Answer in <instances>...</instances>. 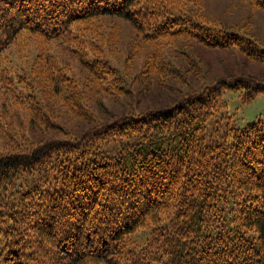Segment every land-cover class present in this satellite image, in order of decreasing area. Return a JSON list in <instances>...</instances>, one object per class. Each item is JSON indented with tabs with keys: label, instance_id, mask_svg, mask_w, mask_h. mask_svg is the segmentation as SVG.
Masks as SVG:
<instances>
[{
	"label": "trees",
	"instance_id": "trees-1",
	"mask_svg": "<svg viewBox=\"0 0 264 264\" xmlns=\"http://www.w3.org/2000/svg\"><path fill=\"white\" fill-rule=\"evenodd\" d=\"M246 1L264 11V0ZM106 16L145 45L187 39L264 61L259 41L176 0H0V95L56 135L0 154V264H264V116L239 127L223 99L248 103L264 87L221 80L80 134L54 115L48 87L71 114L90 115L61 51L99 93L126 92L91 31ZM152 63L168 76L166 59Z\"/></svg>",
	"mask_w": 264,
	"mask_h": 264
},
{
	"label": "rangeland",
	"instance_id": "rangeland-1",
	"mask_svg": "<svg viewBox=\"0 0 264 264\" xmlns=\"http://www.w3.org/2000/svg\"><path fill=\"white\" fill-rule=\"evenodd\" d=\"M176 1L183 7L191 6L204 22L243 31L259 41L264 49V11L256 9L246 0H196L195 5L188 0ZM101 19L103 20L91 23V31L99 41L106 42L112 64L125 77L123 90L126 92L118 96L99 93L79 62L61 51L58 58L69 65L71 74L82 84V97L78 103L83 111L89 112V117L82 119L71 114L62 100L51 92L48 87L51 82L47 76L41 87H48L46 94L50 108L71 134L87 132L96 125L109 123L122 115H135L170 106L184 93L221 80H240L264 87V61L256 62L233 49H209L187 39L174 41L171 45L166 43V47L163 44L159 47L145 45L136 40L135 30L128 22L110 16ZM17 50L16 46H11L7 52L15 56ZM19 55L26 67L33 66V61H29L26 55ZM153 58L166 59L171 65L170 75V71L165 77L164 73L160 74L154 68ZM223 99L227 103L228 112L235 115L236 125L239 127L252 123L260 115L264 116V92L248 103H242L232 93H225ZM8 102L7 97L0 95V118L6 114V124L13 126L16 137L22 136L12 140L0 126V154H6L13 148L25 149L31 144L37 145L36 143L56 136L55 132L43 131L38 125L28 126L30 113L12 107ZM12 145L13 148L10 147Z\"/></svg>",
	"mask_w": 264,
	"mask_h": 264
}]
</instances>
